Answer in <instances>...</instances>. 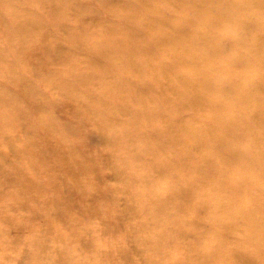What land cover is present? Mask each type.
Instances as JSON below:
<instances>
[{
    "label": "rangeland",
    "instance_id": "374dc122",
    "mask_svg": "<svg viewBox=\"0 0 264 264\" xmlns=\"http://www.w3.org/2000/svg\"><path fill=\"white\" fill-rule=\"evenodd\" d=\"M252 159L264 165V0H0V264H242L234 248L264 264V236L249 239L264 217L243 227L225 206ZM159 188L187 190L159 216L188 230L140 210ZM256 189L264 175L244 197L262 212Z\"/></svg>",
    "mask_w": 264,
    "mask_h": 264
},
{
    "label": "bare ground",
    "instance_id": "6f19581e",
    "mask_svg": "<svg viewBox=\"0 0 264 264\" xmlns=\"http://www.w3.org/2000/svg\"><path fill=\"white\" fill-rule=\"evenodd\" d=\"M30 108L28 110H35V109H39V106H37L36 104H33L31 102H29V105H28ZM134 137H135V131H134ZM53 150H56V148H54ZM72 153H79L76 149H72L70 150ZM185 160H188L190 159V156H191V150L185 152L183 155ZM118 164L121 168L123 169H126V170H129V160H122V159H119L118 160ZM252 164L256 165L258 168L255 170V173L252 175V177H247V176H242L240 174H236V177H237V182H238V185L233 188L234 192L237 193L239 195L238 196H234V195H231V199L228 203H226L225 206H231L233 203H234V200L237 202L238 201V204H239V210H240V213L242 215V218L241 219H245L247 218V221L242 225L243 227H246L247 226V223L250 224V222H254L255 221V218L257 216H259V218H262L264 217V211L262 212H255L254 211V205L253 204H246V199L244 198L245 196H250L252 199H254V197H252L250 195V188H253V187H256V183L257 181L258 182H261L262 178H263V175H264V165L262 164H258L255 159H252ZM150 167L151 168H155L156 166H153L150 164ZM158 168V167H156ZM67 177L69 178H73L72 176H74V172L75 171H72L68 166H67ZM81 171L82 173L86 174L87 173V168L85 166H82L81 167ZM115 174L117 176H120L122 177V171H115ZM133 177V176H132ZM135 179V177H133ZM13 180L15 181L16 179L13 178ZM131 180V179H130ZM149 180V177L146 176V177H143V178H140V181H148ZM28 181H30L31 183L35 184L34 182V179H31V178H28L24 172H21V170L17 173V180L16 182H18L19 184H25V183H28ZM200 184H203V181H201ZM253 187H252V186ZM33 187H36V185H33ZM81 189V185L80 184H77L75 185V190H79ZM30 189H28L27 191H25L24 193L26 195H30ZM253 193L255 192L254 190L252 191ZM256 192L260 195L263 196V200H264V192H260L259 190L256 189ZM187 193V190H184L183 192H181L180 190L176 191V193L174 194V192L172 191H163L161 190L160 188L156 190L155 194L157 196V200L156 202H152V203H144V204H139L138 205V200H139V197H141L142 195H145L142 194L140 195L139 193L137 194V198L135 199V202L133 204H136L138 206H140V210L144 213H146V216L147 218H149L152 222V226L156 225V224H160V223H164L163 226V230H162V233L163 232H168L169 229H167V227L165 226V224H167L169 221H173L177 224V228H183L185 230H188V226L181 220L177 219V218H173V217H169L167 216V218H164V217H160L159 216V209L160 208H166L167 206H170L171 203L173 202V199L175 196H178V195H185ZM26 197V196H25ZM18 202V201H17ZM153 204V205H152ZM144 205V206H143ZM199 211V208H197L196 210L194 209L193 213H197ZM96 214V213H95ZM235 224H239L240 226V221L239 220H236L235 221ZM205 225H208V229H212L214 227H217L218 224H216V222H213V221H210V222H207ZM162 233H159V236L162 234ZM232 232L228 233L227 235H231ZM250 237L249 239L252 240V241H257L259 238L263 237L264 236V231H261L259 229H257V231H250ZM157 237V234L154 235L153 237H151V239L149 241H151L152 239H155ZM261 243L262 246H264V241L260 240L259 241ZM114 248V247H113ZM197 249V248H196ZM196 249L194 251H196ZM252 249L253 250H257L259 253H263L264 250H260L255 244L252 246ZM218 250V248L214 247V242H211L210 244H208L207 246H204L203 247V251H204V256L206 257V261L207 262H210V261H213L214 257H213V254ZM217 253V252H216ZM215 253V255H216ZM233 255H236L238 257H241L240 258V262L242 264L246 263V259H251L252 256L249 255V252L248 250H244V251H241L239 249H236L234 248L231 252ZM190 252H189V256H190ZM189 256L187 254H184V256H177L175 259H174V262L172 264H189L191 259H189ZM180 257V258H179ZM71 264H81L79 262V258L75 255V256H71ZM222 260V258H221ZM194 264H200L199 262H195ZM223 264H227V258H223Z\"/></svg>",
    "mask_w": 264,
    "mask_h": 264
}]
</instances>
